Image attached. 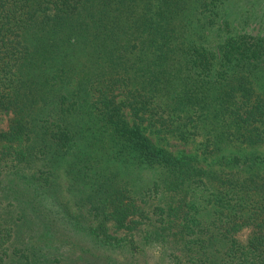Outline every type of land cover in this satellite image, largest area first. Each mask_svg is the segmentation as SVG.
Listing matches in <instances>:
<instances>
[{"label": "trees", "instance_id": "1", "mask_svg": "<svg viewBox=\"0 0 264 264\" xmlns=\"http://www.w3.org/2000/svg\"><path fill=\"white\" fill-rule=\"evenodd\" d=\"M242 1L0 0V109L12 113L8 128L0 130V264H120L98 247L113 251L133 244L117 235L133 237L144 220L173 264H264V40L236 34L237 24L250 19H262L264 30V0ZM177 21L189 28L185 40ZM103 33L108 59L95 67L101 71L93 82L73 81L68 72L60 78L75 63L68 54L73 42L90 38L93 50ZM213 36L221 38L215 49ZM180 61L194 74L180 79L176 89L167 75L177 77ZM79 80L98 84L91 94L103 101L88 112L90 93L82 85L84 104L71 113V125L57 111L67 98L60 92ZM120 93L125 100L116 103ZM123 106L152 132L158 123V134H203L204 166L194 163L195 154L174 155L154 142L141 124L128 125L120 115ZM93 119L104 121L102 130L85 132ZM77 144L84 158L61 150ZM42 145L46 153L54 151L48 165L56 157L75 170L70 192L80 179L96 180L85 197L80 190V206L84 199L91 204L82 206L86 212L80 211L74 227L103 240L89 238L77 258L69 247L50 250L35 243L34 221L46 210L57 212L48 192L59 194L61 186L54 169L43 176L33 167L45 153ZM100 153L155 167L151 185L136 191L112 166L99 165ZM146 196L156 197V204ZM99 217L104 222L89 225Z\"/></svg>", "mask_w": 264, "mask_h": 264}, {"label": "rangeland", "instance_id": "2", "mask_svg": "<svg viewBox=\"0 0 264 264\" xmlns=\"http://www.w3.org/2000/svg\"><path fill=\"white\" fill-rule=\"evenodd\" d=\"M238 3H243L242 0H238ZM235 10H238L235 8ZM180 19V18H179ZM250 19V18H249ZM179 22L184 28L182 31V35L184 37V40L189 37V28L185 25L182 21ZM236 23V22H235ZM262 19L261 21H257L256 19H250L247 22H239L237 24L240 29L236 34H243L245 36L255 35L256 37L260 38L261 40H264V30H262ZM181 26L177 28L180 29ZM231 34L235 33V30L230 32ZM220 36L211 37L210 38V47L213 49L216 48V43L219 41ZM90 38L86 40V43L79 42L75 43L73 42V46L71 47V50H69V53L73 61H75L73 66H69L70 68H66L64 72H61L59 77L65 76V72H68L71 75V79L73 81H77L78 79H84L87 80L88 78L91 82H93L92 78L98 76V72L101 70H98L100 68H95L96 66H105L106 65V57L108 59V56L106 52L104 51V44L105 37L104 33L99 37V39L96 41L97 45H99L96 49L91 50L90 47L91 44L89 43ZM88 44V45H87ZM90 45V47H88ZM210 50V48H209ZM92 51L95 56H91L88 53ZM91 53V52H90ZM168 67L171 68V63L167 62L165 63ZM94 67V68H93ZM98 70V71H96ZM96 71V72H95ZM177 74V77H173L171 79L170 75L168 76V83L170 80L173 81V86L176 89H180V83L179 80L182 79L184 76L193 73L194 71L186 67V65H183L180 61L178 67L176 70H174ZM187 78V76H186ZM65 80V79H64ZM86 85L83 80H79L78 82H74V84L70 85L68 88H66V91H61L60 94L66 96L64 97L65 104L63 105V102H60V105L63 106V110L57 109L59 113L63 115L64 118H62V121L73 124V116H71V113L75 109H80V107L77 105L79 103H83L84 100H82L81 96H85L86 90H84V87L81 88L82 85L87 86L88 92L90 93L89 97H87V101H89V111H92L94 107L102 106V101L98 94L95 93L93 96L91 93L94 92L93 87H97L98 84H91L90 82H87ZM187 83H194V79H187ZM166 84V82L164 83ZM195 84V83H194ZM63 85H61L62 89ZM172 95V93H169ZM60 96V95H59ZM125 96L123 93L118 94L115 97L116 103H121L125 99ZM182 101H188V98H184ZM76 102V104H74ZM96 103L95 106H92ZM84 104V103H83ZM91 104V105H90ZM122 107V106H121ZM86 109V108H85ZM82 113H85V110L82 111ZM91 115V114H90ZM96 116H101L97 115ZM121 117L126 120L128 125H132L134 122H137V124H141V126L144 127L145 132L147 135L156 143H159L163 145L165 148H167L169 151H171L174 155L178 154H190V155H197L196 160L194 163L196 164H202L203 163V155L201 153V150L199 147L202 148V142H204V135L199 134H184L183 137L180 135H174L172 133H160L158 134L156 130L158 128H161L158 123H155L154 127H152L153 132L148 126L147 121H141L138 116H136L132 109L129 106H123L121 111ZM93 116V115H91ZM45 117V116H43ZM104 117V116H101ZM12 118L11 111H5L0 109V130H6L8 128V125L10 123V119ZM105 118V117H104ZM106 119V118H105ZM103 119V120H105ZM58 121H61V118L57 119ZM104 121H101L99 119H93L88 121L87 124L83 126V130L85 132H97L101 131L103 128ZM102 124V125H101ZM41 131L47 130L44 126H41ZM155 131V132H154ZM81 144L73 145V146H66L62 147V152L66 154H72L75 153L79 156L83 157V153L80 150L83 148H79ZM42 149L45 151L43 156H40L39 159H34L33 161V167H38V169H41V174L43 176H47V170L49 168L54 169L55 173H53V176L55 177L56 181L60 183L61 186H58L59 194L57 193L52 194L51 191L48 192V196L55 201V205L57 208V212L53 215L52 211H47L44 214V216L40 213L39 221H34L35 223V233L37 232V238L35 242L36 244L41 242L45 243V245L48 246L50 250H55L54 247H61L66 248L69 247L72 250V253H75L76 258L81 255L82 248H87L86 246L90 245L89 238H92L94 241L101 243L103 238L101 236L97 237L93 233H81L74 226H78L74 221L80 216V211L86 212L85 208L82 206H90V202H86L84 199L83 204L80 206V203L82 201V196L85 197L87 194L91 193V189H93L96 185L95 179L87 178L80 179L77 184V188L73 187L75 191H69L68 186L70 185L69 182L72 179H76L75 176V170L70 167V163L66 162L64 163L62 159L58 160L56 157L52 160V165H48V158L52 156V153L54 151H51L50 153H46L49 148L47 146L42 145ZM227 149H230L231 151L235 150V147H227ZM259 149H263V147H259ZM87 149L86 151H88ZM189 156V155H188ZM100 161L99 165L101 166H112L111 169H115L118 173V178H120L123 182L127 183L128 185H132L136 187V191L138 189H144L151 185V181L153 177H155V167H145V166H138L130 163H124L123 160L118 156H113L112 158L106 156L104 153H100ZM84 158V157H83ZM81 158V160L83 159ZM206 161H209L207 159ZM57 172V174H56ZM164 173V172H162ZM84 189L86 193L82 196H80V190ZM183 195V194H179ZM146 200L150 202V204H156L157 200L156 197L153 199V197L146 196ZM165 201V198L163 202ZM94 203V206L97 204V199H92L91 201ZM40 212V211H39ZM148 216L152 218V220L155 219L154 213H148ZM206 216V215H205ZM63 218L67 219L63 220ZM71 219V220H69ZM73 221V223H72ZM91 221V220H90ZM87 222V221H86ZM102 221V218L99 217V219L96 221H91L89 225L94 226L95 224H99ZM108 225L111 224V221L105 220ZM49 225V226H48ZM81 225H84V223H81ZM95 227V226H94ZM153 230V225L150 224L149 220H144V223L138 226V229L134 230L133 237L125 236V232L119 231L120 233L117 235L118 237H123L126 239L132 240L133 244H127L125 246H120V248H116L113 251H106L104 248L101 249L100 246L98 247V250L102 254H108L112 255L114 258V261L119 262L120 264H173V261L171 260V256L168 253V250H163L160 243H154L153 237L150 236L151 232ZM34 232L31 231V233L34 235ZM244 230L240 231L238 233V237L243 239L244 238ZM246 233V232H245ZM123 242V241H122ZM40 243V244H41ZM102 244V243H101ZM94 247V246H93ZM104 247V246H103ZM123 248V249H122ZM95 250L97 248L94 247ZM99 253V252H98ZM176 253H180L179 250H177ZM109 264V263H108Z\"/></svg>", "mask_w": 264, "mask_h": 264}]
</instances>
